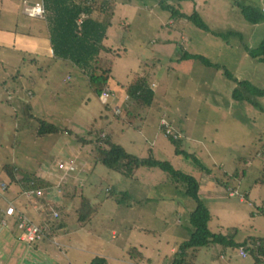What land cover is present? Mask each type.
<instances>
[{
    "label": "rangeland",
    "instance_id": "rangeland-1",
    "mask_svg": "<svg viewBox=\"0 0 264 264\" xmlns=\"http://www.w3.org/2000/svg\"><path fill=\"white\" fill-rule=\"evenodd\" d=\"M23 1L0 0V26L12 28L15 19L21 17ZM237 2L253 5L264 13V0H167L172 9L164 8L159 0H116L105 41L111 51L105 58L113 77L108 87L112 86L120 96L110 103V108L103 104L89 81L86 87L64 81L62 91H49L54 65H57L49 57L15 53L12 60L3 66L0 63V100L5 104L3 108L0 103V114L22 118L23 107L6 102L5 96L9 98L17 92L16 96L22 95L25 100L30 81L17 73L20 67L14 63L22 57L36 58L33 70L27 63L30 72L40 79V91L38 88L36 92L41 98L27 97L33 102L32 112L41 117L45 104L56 95L61 110L67 107V115L56 124L72 130L71 134L59 133L50 138L32 133L35 120L29 121L25 131L20 132L14 126L17 119L7 121L9 126L0 125V194H5L0 195V207L14 205L16 211V205L22 207L25 201L30 202L35 192L23 191L20 183L10 184L6 192L3 190L10 183L2 171L1 161L6 157L18 158L22 167L32 146L37 144L29 163H34V167L24 168L28 172H47L49 162L53 166L60 158L67 160V156L74 160L73 156L79 157L81 160H76L79 167L87 161L86 167L65 175V185L75 183V195L74 185L65 186V197L44 193V198L30 202L34 222L57 212L60 218L56 225L65 221L67 226L29 245L20 240L25 232L17 228L16 221L21 216L16 211L7 218L9 226L4 228L0 224V264H92L93 261L95 264H172L179 245L194 230L190 214L196 202L187 194L186 182L158 167L159 172L153 177L155 186L140 189L138 183L122 172L95 160L92 150L96 147L98 131L110 133L114 143L137 156L144 152L145 157L153 154L152 142L160 133L156 146L163 142L170 152L162 155L163 160L171 161L176 169L199 179L200 197L212 215L210 229L226 233L237 228V243L249 236L264 237V215L258 210L264 202V183L257 182L264 167V155H260L264 150V95L250 94L239 85L240 81L248 80L264 89V62L249 53V48H256L264 39V21L249 22ZM195 10L213 31L238 34H228L227 38L218 36L180 15V11L192 14ZM24 18L33 20L34 24L42 22L38 18ZM186 53L205 56L221 67L208 66L196 58H184ZM1 56H5L4 52ZM42 60L47 63L51 60L52 65L44 66L40 64ZM26 67L22 65L20 74L27 72ZM41 67V71L36 70ZM226 70L234 78L228 77ZM65 72L62 78L67 75ZM137 73L147 76L156 92L154 103L149 107L124 101L125 90ZM237 88L245 91L248 99H236ZM126 99L130 98L126 95ZM125 106L129 107V113L124 112ZM117 107L122 117L116 116ZM79 137H86L89 142L82 144ZM147 138L149 145L143 151ZM178 149H185L195 157L177 152ZM236 171L239 172L235 176ZM51 174L45 176L53 181L51 187H59L58 178ZM113 186L118 190L115 197L108 192ZM122 192L129 197L118 202L124 196ZM55 193H61L59 188ZM83 194L100 208L90 220L80 222L77 208ZM131 247L140 249L146 258L134 261L128 253ZM242 251L238 245L224 248L212 244L193 250L196 257L192 263L257 264L251 253L245 250L244 256Z\"/></svg>",
    "mask_w": 264,
    "mask_h": 264
},
{
    "label": "trees",
    "instance_id": "trees-1",
    "mask_svg": "<svg viewBox=\"0 0 264 264\" xmlns=\"http://www.w3.org/2000/svg\"><path fill=\"white\" fill-rule=\"evenodd\" d=\"M39 3H42L45 7L44 16H32L26 12L25 15H28L31 18L42 19V21L46 23L48 37L50 39L55 58L60 61H70L73 63V65L77 66L83 72V74L87 76L92 89H94L95 92H97V94H99L101 97L105 90H109L108 86L110 85V81L113 80L111 67L109 66L108 60L106 59L107 53L111 51V48L105 44V41L108 37V32L111 27V18L114 14L116 0H40ZM159 4L166 9H172V6L167 3V0H159ZM237 5L239 6L244 17L249 22L257 24L261 21H264V13L253 5L243 4L240 2H237ZM180 15L192 20L201 29L211 31L218 36L227 38L228 34H238L237 32L226 34L213 31L196 10L192 14H186L185 12L180 11ZM249 53L254 59L264 62V39L256 48H249ZM184 58H196L208 66H215L217 68L221 67L219 64H213L208 58L202 55L186 53ZM29 61L31 60L25 59V63H28ZM39 70L41 71V69ZM226 75L230 78H234V75L229 70H226ZM239 85L250 94L264 95V89L254 86L248 80L240 81ZM125 91V94L128 96V98H130L128 99L129 104L130 102H135L137 105H140V107L151 106L154 103L156 96V92L148 77L142 75L141 73H137L135 75L133 81ZM234 97L238 100L248 99L245 91L240 88L235 89ZM112 101H115L113 93L111 97L106 102L103 101V103L107 105L108 108H110V103ZM127 108L129 107L125 106L123 109L124 112H128ZM118 109H115V114L116 116L122 117V112L119 113ZM32 111L33 102L27 100L24 105L25 118H32L38 122L39 127L37 130V136L46 137L54 136L55 134L59 133H61V135L65 133H72V130L69 127H62L58 124L49 122L42 117H37ZM169 137L174 141L177 140L180 142V139L175 138L174 135H169ZM79 140L82 144L89 142V139L86 137H79ZM180 151L186 153L188 156H194L185 149L177 150V152ZM92 153L94 154L95 160L97 162H102L108 168L120 171L125 175L129 174V172L135 167L157 166L168 171L175 179L186 182V192L196 202V208L190 214V222L194 227V230L190 238L179 245V250L175 253L172 264H193L192 261L196 257L193 250L210 246L212 244H220L224 248L238 245L243 248L242 252L244 256L247 254L246 251H248L252 254L257 264H264V237L249 236L243 242L237 243L236 236L239 233L237 228L230 229L226 233H215L210 229L209 222L212 219L211 211L200 197L201 183L196 176L176 169L171 161L157 159L153 154H151L149 157L134 155L128 152L123 145L114 143L112 135L105 131H98L96 147L94 150H92ZM260 155H264V150L260 153ZM73 157H75L76 160L77 158L80 159L77 156ZM76 160L70 159V156H67V160H63V158L58 159L57 162L53 163V166L52 164L49 165L50 167L47 169L48 173L46 172L47 175H44L45 173L39 174L37 171L28 172V170L20 167L11 160H7L2 165V171L4 172L5 176L10 179V183H7L3 190L6 192L9 190L10 184L17 185L20 183L23 191L36 192L37 190H40L45 192V194L52 193L53 197L56 195V197L61 198L66 196V188H70L72 185H74L73 192L75 195L77 193V189L75 188L76 185L75 183L72 185H65V175L69 173L75 174V172L79 169V166L76 164ZM61 161H71L74 169L65 171L64 169L60 168L59 162ZM196 161L199 162V160ZM50 172H52V176L58 178L57 180H59V187H51L53 181L45 177L48 176ZM62 172L64 175L61 177ZM238 172L239 171H236L233 175L236 176ZM257 182L264 183V167L261 171V175L257 179ZM58 188L61 193L57 195L55 192H57ZM116 191L118 192L114 186L108 189V192L112 197H115L117 194ZM123 194L124 196L122 195L118 198V202L125 201L127 196L129 197L126 192ZM0 195L2 197L5 196L4 193H1ZM44 197V194L37 195L34 193L33 197L29 201L32 203L34 199H42ZM30 202L25 201L22 207H19V204L16 205V211L18 213L17 216L20 215L21 217H27L29 221L43 228V234L40 236V238H37L33 241H27L23 239L22 235V239H20L22 242H26L30 245L35 242L43 241L47 236H51L54 232L57 234L59 230H62L67 226L65 221L56 225L58 219L60 218L59 213L58 216H56L54 213H49L44 216L43 212L38 210L37 211L43 215V218L38 222H34L32 220L31 213V209L33 208L31 207ZM8 206L9 204H6L4 207H0V222L2 219H5L6 221L4 228L9 226L7 223V218L10 216H8L5 212ZM99 208L100 206L98 207L93 204L91 198L83 194L80 199L79 207L77 208V220L80 222L90 220L97 212L96 209ZM2 209H4V211ZM258 210L264 215V202ZM20 221L22 222L23 218L20 219ZM20 221L17 220L16 225H18V222L20 225ZM19 225L17 228L22 230ZM24 232L25 234L27 233L26 231ZM128 253L131 258L137 262H140L146 258L145 254L137 247H131L128 250ZM92 264H95L94 261Z\"/></svg>",
    "mask_w": 264,
    "mask_h": 264
},
{
    "label": "crops",
    "instance_id": "crops-1",
    "mask_svg": "<svg viewBox=\"0 0 264 264\" xmlns=\"http://www.w3.org/2000/svg\"><path fill=\"white\" fill-rule=\"evenodd\" d=\"M39 2L40 1H32V0H24L23 1L22 5L20 7V13H19L21 15V17H17L15 19L13 25L11 26L15 30L10 28V27L0 26V53L4 52V54H5L4 57L3 56L0 57L1 65L3 66V64H5V62L12 60L13 59L12 55L15 53H25V54H31V55H38V56H41L43 58L49 57V59L54 60L55 64H57V65H54V77L52 78L53 85L51 86L50 89L48 88L49 91L53 90L54 91L53 93H56L57 90L62 91L63 86L66 84V82H64V81H67V82L72 81L75 83L77 82L76 83V84H78L77 86L80 87V85H82V86L84 85L86 87L88 78L85 74H83V72L77 66L73 65V63H71L70 61H60V60H57L55 58V56L53 54V49L51 46L50 39L48 37V33H47L48 29H47L46 23L44 21H42L41 23L37 22L36 24H34L33 20L28 21L27 19L24 18V16L29 17L28 15H25L26 7L32 6V5L39 3ZM1 9H2V7H1ZM32 19H34V18H32ZM43 22L45 23V26L43 25ZM25 59H26L25 57H22V58L16 60V63H14L16 66L20 67L19 69L22 68V65L27 66L26 67L27 72L23 76H22V74H20L19 69L18 68L16 69L17 73H19V75H21V77L27 76L29 78V81H30V83H28L29 86H31V87L28 86V90L30 89V91L27 92V96H25V100L22 99V95L16 96L17 92L12 93L11 97H9V98L7 97V95L6 96L4 95L6 102H10L11 105H13L16 102L19 106L23 107L22 113H21L22 118L18 119L17 115L15 116V118H13V116H11L7 113L0 114V117H3V120L0 121V125H2L3 127L9 126V122L7 125V121H11V120L13 121V120L17 119L14 126L16 128V131H18V132L25 131L24 127L29 126L28 122L31 120H35V119H26L25 118L24 105L27 101V97L28 98H34V97L37 98L38 97V100H39V98H41L40 93L38 95L36 92V90L38 88L40 91V81H39L40 79L35 78V75L33 74V72H30V69L28 68L27 63H25ZM37 60L38 59H36V58H31V61L28 62V64H30V66L32 65V70H33V66L35 65L34 63H37ZM51 60H50V62L48 61L49 63H47L46 60H42L40 62V64L43 63L42 65L45 64V65H48L50 67L52 65ZM23 68L25 69V67H23ZM39 69H42V67ZM39 69H37V70L40 71ZM64 71H66L65 73H67V75L66 76L64 75L62 78V75H63L62 73ZM4 76H5V74H4ZM4 81H6V80H4ZM111 88H112V86H110L108 89L112 91L115 98L119 99L120 94H116V92H114V90H112L113 88L112 89ZM28 93H30V95H28ZM55 96L56 95L51 96L50 100L45 104V111L41 117L46 119L49 122L56 124V122H59V118L62 119L63 116L67 115V113L65 112V110H67V107L64 106V110H61L60 103L57 102V98H56L57 96L56 97ZM123 98H124V101L127 103L128 99H126V94H125V97H123ZM100 99H101V97H100ZM0 103L4 108L5 107L4 102L2 103L0 100ZM67 106H68V103H67ZM118 106H120V105H118ZM118 108H120V107H117V109ZM6 110L7 109H5V112H6ZM38 127H39V124L36 121L35 128L33 127V129L31 130L33 134L37 135ZM159 136H160V133L158 135H156V137L154 138L155 139L154 142H152V144H153L152 145V152H153V155L157 159L163 160V159H165L164 158L165 156H162V155H164V154L169 155L170 152H168L169 149L166 146V144L161 142V141H160L161 142L160 145L156 146L155 143H156V141H159ZM47 137L52 138L53 136H47ZM148 143H149V141L147 138L144 142V147H143L144 150L143 151H146V148L149 145ZM135 144H137L136 141H135ZM32 147H33V150L31 152V154L22 163L23 168L34 167V163L32 165H29V163L31 161V158H32L34 152H35L37 144H34ZM144 155H145L144 152L142 154H140L141 157H145ZM7 160H11L12 162L16 163L19 166L21 165V163L18 164V162H19L18 158L13 159V157H12V159L10 157H6L5 159H3L1 161V163H5V161H7ZM50 164H52V161L49 162V165ZM86 166H87V161H83L80 164L79 169L84 168ZM158 170L159 169L157 166H155V167L141 166L138 168L135 167L129 172V174L126 175V177L133 180L134 181L133 183H138L139 184L138 187L140 189H144L146 186H149V187L155 186L153 184L155 182V181H153V177L156 175L157 172H159ZM45 172L46 171H44L43 173H45ZM200 192H201V190H200ZM132 199H131V201H132ZM95 254H96V252H95Z\"/></svg>",
    "mask_w": 264,
    "mask_h": 264
},
{
    "label": "built area",
    "instance_id": "built-area-1",
    "mask_svg": "<svg viewBox=\"0 0 264 264\" xmlns=\"http://www.w3.org/2000/svg\"><path fill=\"white\" fill-rule=\"evenodd\" d=\"M25 12L29 15L32 16H44L45 14V7L42 3H36L32 6H27L25 9ZM112 93L110 92V90H105L102 95L101 98L104 102H106L110 97H111ZM59 166L60 168L64 169L65 171H70L72 169H74V166L72 164L71 161H61L59 162ZM49 191V190H47ZM50 192V191H49ZM37 195H43L45 192L37 190L36 192ZM29 195L31 193H28ZM49 195V194H47ZM39 211H41V209H38ZM6 214L8 216H13L15 215L16 211H15V207L14 205H9L6 210H5ZM56 216H58V213H55ZM23 218V221L20 223L19 227L26 231L27 233L25 235H23V239L27 240V241H33L37 238H40V236L43 234V228H41L40 226H38L37 224L29 221V219L27 217H21L20 219ZM28 220V221H27ZM2 226H4V224H6L5 219H2L1 223Z\"/></svg>",
    "mask_w": 264,
    "mask_h": 264
}]
</instances>
